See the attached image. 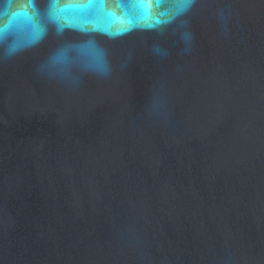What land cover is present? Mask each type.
Wrapping results in <instances>:
<instances>
[{
  "label": "water",
  "instance_id": "obj_1",
  "mask_svg": "<svg viewBox=\"0 0 264 264\" xmlns=\"http://www.w3.org/2000/svg\"><path fill=\"white\" fill-rule=\"evenodd\" d=\"M0 264H264V0H0Z\"/></svg>",
  "mask_w": 264,
  "mask_h": 264
}]
</instances>
